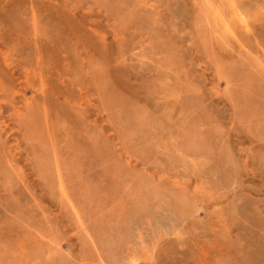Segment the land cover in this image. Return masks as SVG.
<instances>
[{
  "label": "rangeland",
  "instance_id": "rangeland-1",
  "mask_svg": "<svg viewBox=\"0 0 264 264\" xmlns=\"http://www.w3.org/2000/svg\"><path fill=\"white\" fill-rule=\"evenodd\" d=\"M0 264H264V0H0Z\"/></svg>",
  "mask_w": 264,
  "mask_h": 264
},
{
  "label": "bare ground",
  "instance_id": "bare-ground-1",
  "mask_svg": "<svg viewBox=\"0 0 264 264\" xmlns=\"http://www.w3.org/2000/svg\"><path fill=\"white\" fill-rule=\"evenodd\" d=\"M208 14H209V16H210L213 20H215V21H217V22L222 21L221 13H220L219 10H217V9H211L210 12H209ZM208 14H207V16H208ZM221 23L224 24L223 21H222ZM211 47H212V46H211ZM59 181H60V180H59Z\"/></svg>",
  "mask_w": 264,
  "mask_h": 264
}]
</instances>
